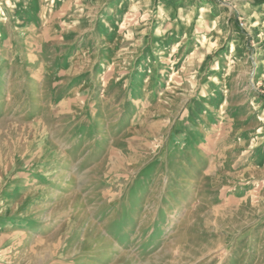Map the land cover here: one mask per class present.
<instances>
[{"label":"rangeland","instance_id":"rangeland-1","mask_svg":"<svg viewBox=\"0 0 264 264\" xmlns=\"http://www.w3.org/2000/svg\"><path fill=\"white\" fill-rule=\"evenodd\" d=\"M0 264H264V0H0Z\"/></svg>","mask_w":264,"mask_h":264}]
</instances>
